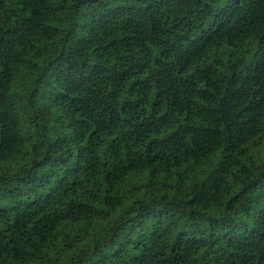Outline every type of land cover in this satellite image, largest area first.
<instances>
[{
  "label": "trees",
  "instance_id": "trees-1",
  "mask_svg": "<svg viewBox=\"0 0 264 264\" xmlns=\"http://www.w3.org/2000/svg\"><path fill=\"white\" fill-rule=\"evenodd\" d=\"M0 264H264V0H0Z\"/></svg>",
  "mask_w": 264,
  "mask_h": 264
}]
</instances>
